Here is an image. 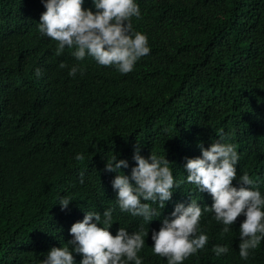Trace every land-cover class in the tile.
Returning <instances> with one entry per match:
<instances>
[{
    "label": "trees",
    "instance_id": "16d2710c",
    "mask_svg": "<svg viewBox=\"0 0 264 264\" xmlns=\"http://www.w3.org/2000/svg\"><path fill=\"white\" fill-rule=\"evenodd\" d=\"M135 2L141 18L132 28L148 37L151 51L121 74L90 56L77 61L75 48L56 56L57 42L38 30L41 0H0V264H40L53 247L71 248L70 228L85 212L108 209L113 236L120 227L149 228L138 254L143 264H167L152 252V230L172 219L177 203L187 206L189 194L212 205L210 194L186 183L184 165L217 133L236 146L238 177L248 173L264 196V0ZM82 7L96 11L92 0ZM77 65L83 75L69 76ZM137 145L146 159L166 156L176 181H185L148 226L119 209L117 173L105 171L115 154L130 177ZM61 197L72 200L63 211ZM245 219L222 238L223 225L204 213L200 230L209 243L183 264H264V240L248 260L239 256ZM215 245L229 251L218 257ZM73 255L81 264L82 255Z\"/></svg>",
    "mask_w": 264,
    "mask_h": 264
},
{
    "label": "clouds",
    "instance_id": "9594fccd",
    "mask_svg": "<svg viewBox=\"0 0 264 264\" xmlns=\"http://www.w3.org/2000/svg\"><path fill=\"white\" fill-rule=\"evenodd\" d=\"M84 0H41L46 9L38 23L39 32L57 42L56 56L62 55L65 47L75 48L72 55L77 61L86 56L92 57L100 66L115 67L121 74L133 71L135 64L150 54L148 37L133 31L132 19L141 18L139 5L135 0H92L96 9L85 10ZM67 65L60 63V68ZM85 69L73 66L69 76L77 72L83 75ZM40 75V70H36ZM219 140L208 148L198 145L201 155L186 158L184 168L187 172L186 183L194 185L199 193H208L213 199L210 207L201 206L192 199L185 206L177 203L171 213L172 219L165 218L159 231L152 230V252L166 258L167 264H183L189 257L198 254L209 243V237L200 230L204 213H213L217 223L222 224L220 233L223 238L230 233L232 226L241 215L246 219L239 227V256L248 260L264 240V196L251 187L254 181L248 173L238 177L239 155L236 146L223 143V133H217ZM77 161H83L84 155L77 154ZM133 160L136 166L131 176L121 169L128 168V162L117 159L114 154L107 160L105 171L115 172L112 188L116 191V201L122 212L140 217L147 226L159 218L166 203L180 189L185 181L177 182L172 169L173 164L166 156L158 157L151 152L146 159L140 155L137 145ZM122 173V174H121ZM239 187L233 186V181ZM130 181H134V184ZM81 174L80 183H83ZM72 200L61 197L59 205L66 210ZM112 209L100 212H85L82 221L74 223L69 231L72 237L62 247H53L40 261V264H75L73 253L81 254V264H143L138 255L146 244L149 228L144 226L135 232L120 227L115 236L109 231L113 225ZM95 221V222H93ZM212 251L221 256L229 248L215 245Z\"/></svg>",
    "mask_w": 264,
    "mask_h": 264
}]
</instances>
